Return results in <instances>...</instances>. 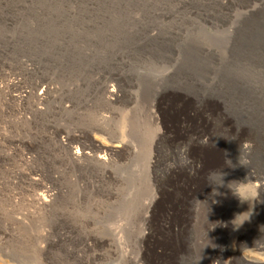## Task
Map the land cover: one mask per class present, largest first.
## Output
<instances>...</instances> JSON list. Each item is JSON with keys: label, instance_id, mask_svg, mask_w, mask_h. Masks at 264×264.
Masks as SVG:
<instances>
[{"label": "rangeland", "instance_id": "1", "mask_svg": "<svg viewBox=\"0 0 264 264\" xmlns=\"http://www.w3.org/2000/svg\"><path fill=\"white\" fill-rule=\"evenodd\" d=\"M0 46L8 61L27 57L41 63L45 78L58 92L56 98L61 96L55 98L56 104L72 107L70 113L59 108L43 118H53L65 132L76 136L91 133L92 140L103 142L95 124L103 115L113 117L112 135L136 149V157L118 171V185L108 183L104 195L102 189L79 188L89 175L62 166L51 139L40 144L49 165L56 163L55 171L62 175L67 192L62 210L72 217L77 231L106 238L112 235L124 248L131 247L129 251L136 252L139 217L151 197L145 172L157 132L150 120L151 109L158 98L164 97L168 118H177L179 112L184 114L196 103L208 110L220 107L230 119L232 137L253 130L264 141V0H0ZM113 78L125 81L127 102L109 110L98 103L96 92L103 80ZM2 93L0 118H21L15 105L3 106ZM174 97L177 112L173 111L174 103H169ZM193 117L203 118L194 113ZM200 126L197 120L193 132ZM172 127L170 137L186 143L182 127ZM39 129L34 136L46 134V129ZM241 144L249 143L243 140ZM257 155L256 171L264 184V148ZM229 176L219 180L216 185L221 188L215 190L218 198L234 191L237 194L227 217L232 230L225 236L227 242L252 220L256 190V183L247 176L231 187L236 176ZM0 190V229L14 232L0 251V264H50L40 255L37 234L46 218L35 216L25 226L10 227L17 213H10L12 209L3 203L7 191ZM161 217L156 216L158 222ZM204 250L193 255L192 264H201ZM253 250L250 247L247 251ZM148 253L152 255L151 250ZM69 256L58 252L51 259L53 264H80ZM118 257L106 256V264H121Z\"/></svg>", "mask_w": 264, "mask_h": 264}, {"label": "bare ground", "instance_id": "2", "mask_svg": "<svg viewBox=\"0 0 264 264\" xmlns=\"http://www.w3.org/2000/svg\"><path fill=\"white\" fill-rule=\"evenodd\" d=\"M5 54L0 46L3 106L12 103L14 110L16 107L22 115L21 118H0V189L7 191L6 200L1 199L12 209L10 213H17L10 227L25 226L35 216L46 218L41 231L37 232L39 252L45 261L53 264V254L63 252L80 264H106L105 257L108 255L119 256L121 264H192L193 255L205 249L201 264H264V184L255 165L257 154L264 148L261 134L253 130L243 133L238 130L242 134L239 132L232 137L230 119L224 110L220 107L204 109L197 103L184 114L179 112L177 118H168L164 97L158 98L151 109L150 120L157 132L145 172L151 197L139 222L137 220L141 226L135 234L136 252L129 251L127 249L131 247L124 248L121 238V242H115L112 235L109 236L111 240L91 231L83 234L77 231L72 217L62 210L67 195L61 182L62 175L55 171L56 163L55 167L49 165L48 154L42 152L40 144L51 139L62 166L79 175H89L88 180L79 185L81 190L102 189V192L104 187L108 190V183L118 185V171L136 157V149L130 142L112 135L110 124L113 117L101 115L95 124V130L101 134L103 142L92 140L91 133L80 134L82 137L70 134L57 126L53 118H43L49 115V111L54 112L59 108L70 113L72 107L56 104L58 92L54 90L52 81L45 78L41 63H34L27 57L10 62ZM103 81L96 92L97 101L114 110L126 101L125 81L120 78ZM166 103L165 107L168 106ZM169 103L175 104H172L175 111V97ZM193 113L203 118H194ZM197 120L202 126L193 132L192 127ZM212 123L216 124L211 127ZM175 124L182 127L183 139L187 137L186 143L168 134ZM38 129L39 132L46 129V134L41 131L44 134L42 137L41 134L34 136V131L38 132ZM243 140L249 144L242 145ZM233 142L237 146L229 145ZM47 151H52V148ZM229 175L236 176L231 187L247 176L256 183V190L251 205L252 220L233 241L227 242L225 236L232 231L227 217L231 215L237 194L234 191L229 193L231 196L220 195L221 198H218L215 190L221 188L219 186L218 189L216 183ZM169 189L173 192H168ZM29 209L33 212H29ZM157 215L162 216L159 222ZM136 223L135 228L139 226ZM3 230L0 229V251L12 239L10 234H14L11 229ZM250 247L254 250L247 251ZM150 250L152 255L148 253Z\"/></svg>", "mask_w": 264, "mask_h": 264}, {"label": "clouds", "instance_id": "3", "mask_svg": "<svg viewBox=\"0 0 264 264\" xmlns=\"http://www.w3.org/2000/svg\"><path fill=\"white\" fill-rule=\"evenodd\" d=\"M230 161V160H229Z\"/></svg>", "mask_w": 264, "mask_h": 264}]
</instances>
